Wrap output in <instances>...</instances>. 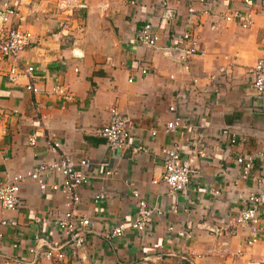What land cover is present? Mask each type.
Returning a JSON list of instances; mask_svg holds the SVG:
<instances>
[{
	"label": "crops",
	"instance_id": "obj_1",
	"mask_svg": "<svg viewBox=\"0 0 264 264\" xmlns=\"http://www.w3.org/2000/svg\"><path fill=\"white\" fill-rule=\"evenodd\" d=\"M251 1L245 6L243 0H208L205 5L172 0L177 16L167 26L159 0H79L66 18L55 13L53 0H0V12L3 4L14 7V25L34 37L18 64L36 68L37 89L27 91L24 77L11 83L7 72L12 63L0 59V183L60 155L90 162L89 184L78 191V211L90 222L87 242L82 259L66 264L264 263V218L252 245L249 226L220 235L208 230L222 229L238 216L246 195L264 192V97L254 92L248 73L264 58V0ZM190 5L196 11L192 20ZM238 10L252 12L250 28L225 21ZM146 23L160 35L155 50L138 43ZM189 28L198 35L200 55L185 72L162 49L171 40L181 45ZM142 67L147 68L144 76ZM55 85L63 86L71 100L58 96ZM180 93L186 94L183 103ZM172 106L175 112L169 111ZM113 107L133 126L122 151L110 150L95 135ZM175 118L190 129L165 133ZM225 128L235 129L234 143L217 134ZM54 143L60 146L57 153L50 151ZM172 144L198 168L184 193H170L162 180V160ZM138 146L146 152H134ZM201 150L203 158L197 155ZM246 157L254 158V166L244 180L237 158ZM108 169L114 172L111 178H105ZM58 180L53 176L49 181ZM133 191L154 210L152 220L144 232L127 227L122 236L112 237L114 228L135 218ZM99 193L105 200L94 203ZM18 198L23 207L16 211L0 205V223L7 222L0 224V254L29 260L35 237L62 240L52 223L64 211V198L58 192L42 194L30 180L20 185ZM167 253L176 257L167 258Z\"/></svg>",
	"mask_w": 264,
	"mask_h": 264
},
{
	"label": "built area",
	"instance_id": "obj_2",
	"mask_svg": "<svg viewBox=\"0 0 264 264\" xmlns=\"http://www.w3.org/2000/svg\"><path fill=\"white\" fill-rule=\"evenodd\" d=\"M188 1L192 4L195 0ZM197 1L203 5L208 2V0ZM243 3L245 6L252 5L251 0H243ZM78 5L79 0H53L55 13L65 18L70 16L78 8ZM159 7L162 10V23L167 26L171 25L177 16V12L172 7V0H159ZM16 14L14 7L3 4V10L0 12V59L8 60L12 63L7 72L8 79L11 83H15L22 77L27 78L29 83L26 85V90L31 93H36L37 89L34 86L36 68L34 66L18 64L20 55L33 46L35 42L34 37L29 31L14 25V17ZM187 14L191 20L196 17V11L192 5L188 7ZM204 14H207L206 10ZM251 14V11L238 10L228 14L224 19L227 22H237L241 28L248 29L253 23ZM66 21L68 22V20ZM60 26L66 29L68 24L61 23ZM137 40L143 47L155 50L160 40V35L154 31L150 23H146L140 29ZM262 41L264 48V35ZM198 46V35L194 33L192 28H189L181 35V45L171 40L169 45L162 50L165 55L174 58L183 71L189 72L190 60L200 55ZM139 73L142 76L146 75L147 68L142 67ZM248 73L253 77L252 87L254 92L258 96L264 97V58L258 59L249 69ZM213 79L215 78L213 77ZM129 82L131 81L129 80ZM53 91L65 101L71 100L70 94L63 86L55 85ZM177 97L178 102L183 103L186 94L180 93ZM169 111L175 112L176 107H169ZM132 129L133 126L130 119L122 115L117 108L113 107L109 110L107 124L97 130L95 135L102 138L110 150L122 151L128 147ZM189 129L187 123L179 118H175L165 125L164 132L173 134L179 130L187 131ZM217 134L223 137H230L231 143L235 142L237 136L235 129L229 128L222 129ZM155 135L156 133L153 132L152 136ZM29 143L34 145L35 139H29ZM59 149L60 146L57 143L50 145V151L52 153H57ZM133 151L146 152L141 146L136 147ZM197 155L201 158L205 156L202 150ZM237 163L242 167V179H247L254 166V158H237ZM162 168V180L168 188V191L172 194L184 193L189 187L191 180L198 174V168L192 166L190 161H186L181 157L180 148L176 144H172L167 150L162 160ZM89 169L90 162L88 160L83 159L75 163L69 157L60 155L51 163L38 164L25 173L12 175L0 183V205L5 211H16L23 207V203L18 198V193L20 185L27 180L35 182L42 194L49 191L58 192L64 198V211L52 223L53 228L60 233L62 240L48 242L45 239L35 237L36 244L28 251L30 255L29 260H16L0 254V264H39L42 261L51 264H66L70 260L78 261L82 259L81 251L86 246L90 222L87 218L82 217L78 211L81 202L78 191L80 187L89 184ZM53 176H57L59 180L50 182L49 180ZM113 176L114 172L112 170L108 169L105 172V178H111ZM260 184H263V181H260ZM214 195H218V193L215 192ZM132 197L136 202L135 218L128 225L120 224L114 228L112 237L122 236L127 227L137 232H144L149 226L154 210L147 205L139 193L133 191ZM104 200L105 195L103 193H99L93 197L94 203ZM242 202L244 208L224 228H209L208 230L220 235L224 230L229 228L242 229L249 226L252 230L253 237L248 241V245H252L258 240L257 234L259 229L257 226L264 218V192L260 194L250 193L242 199ZM0 224L5 226L7 222L2 221ZM1 238L2 236H0ZM44 247L46 248L45 250H43ZM165 257L174 258L176 255L174 253H167ZM183 259L186 260L185 258ZM189 263L192 264L191 261Z\"/></svg>",
	"mask_w": 264,
	"mask_h": 264
}]
</instances>
